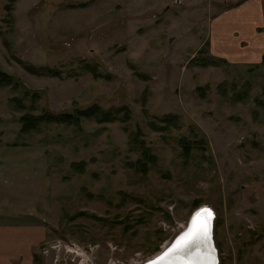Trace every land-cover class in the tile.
I'll return each mask as SVG.
<instances>
[{"label":"rangeland","instance_id":"obj_1","mask_svg":"<svg viewBox=\"0 0 264 264\" xmlns=\"http://www.w3.org/2000/svg\"><path fill=\"white\" fill-rule=\"evenodd\" d=\"M3 10L0 70L16 86H0V245L39 225L31 264H142L207 206L218 264H264V0ZM95 105L127 118L38 119Z\"/></svg>","mask_w":264,"mask_h":264},{"label":"trees","instance_id":"obj_2","mask_svg":"<svg viewBox=\"0 0 264 264\" xmlns=\"http://www.w3.org/2000/svg\"><path fill=\"white\" fill-rule=\"evenodd\" d=\"M15 0H10V3L5 4L4 8L6 10V14H8L11 17V13H12V3ZM6 19V18H5ZM223 61V60H220ZM210 63L218 65L217 60L213 59L210 57L209 60ZM20 63L22 64V66H24V68L26 70H28L29 72H32L36 75H48L50 74H58V70L52 67H46V66H40V67H36L31 63H28L27 61H23L20 60ZM209 63V64H210ZM16 81L15 79H13L11 77V75L7 74L6 72L0 70V86H16ZM115 110H121V111H125V114H127V109L126 106H121L118 107L116 109H108L105 110L103 108H101L99 105H95L91 108H86L83 110H79L75 113H62V114H46V116H40L38 117V119L40 120H44L46 118V121H52V122H56V123H62V122H68V123H75L76 125H78V123H80L81 118H85V117H92L91 115L94 116V119L98 122H110V121H114L117 119H123V117L127 118V116H123L122 118L120 116H118V113H114L117 112ZM23 121V126L22 129L23 131H29L33 128H36V122L34 123L33 121L31 122L30 119H27V117H23L22 119Z\"/></svg>","mask_w":264,"mask_h":264},{"label":"water","instance_id":"obj_3","mask_svg":"<svg viewBox=\"0 0 264 264\" xmlns=\"http://www.w3.org/2000/svg\"><path fill=\"white\" fill-rule=\"evenodd\" d=\"M201 218L197 219V220H193V223L191 225V230H193L194 226L196 223H198V221H200ZM204 220H206V222H204V229H199V227L195 228V236L192 238V240L189 242V239L193 236L192 232L189 233L188 235L184 236L183 238H181V240L177 243V246L180 251H183L185 245L186 248H188L189 253L191 254V256L195 255L197 257H191V264H193V262L195 263H201V264H218V257H217V249L216 246L213 242V220L211 217L207 218L204 217ZM206 224H208L207 226H205ZM177 239V238H176ZM176 239L172 240V243L170 245H173L176 241ZM186 248L184 249V258H186L188 256ZM193 248H198V252H195L193 250ZM175 254V253H173ZM172 254V255H173ZM176 256V255H173ZM186 256V257H185ZM171 257V256H170ZM168 259H162L163 260H168L169 262H179L178 259L183 258L181 256H176L174 260H171V258ZM180 257V258H179ZM183 258V259H184ZM153 264H159V262H152ZM187 264V262H186Z\"/></svg>","mask_w":264,"mask_h":264},{"label":"crops","instance_id":"obj_4","mask_svg":"<svg viewBox=\"0 0 264 264\" xmlns=\"http://www.w3.org/2000/svg\"><path fill=\"white\" fill-rule=\"evenodd\" d=\"M6 0H0V22L3 18V8ZM9 232L3 234V245H0V264H11L12 256L18 255L22 248L15 251V246L11 244L16 238L23 239V264H31L33 260V252L37 249L40 242L44 239V229L39 225L23 224V232ZM15 234H19L16 235ZM22 247V246H21Z\"/></svg>","mask_w":264,"mask_h":264},{"label":"bare ground","instance_id":"obj_5","mask_svg":"<svg viewBox=\"0 0 264 264\" xmlns=\"http://www.w3.org/2000/svg\"><path fill=\"white\" fill-rule=\"evenodd\" d=\"M204 217H207V218L211 217L212 220H213V217H214L213 210L211 208L207 207V206H203V207L197 209L192 214V216L190 218V221L188 222V224L185 227V229L182 232H180L179 235H177V237H176L177 239L175 238L176 239L175 243L173 245L169 244V246H167L165 249H163L160 253H158L152 259H150V260H148V261H146V262H144L142 264H153L152 262H155V261L159 262V264H186V262H187V264H191L190 263L191 262V257H197L196 254L191 256V254L188 251L189 247L186 248L187 245H185L184 249L186 248L188 256L187 257L185 256L186 258H184V252H183L184 249H183V251H180V249L178 247H176V246H177V243L181 240V238H183L184 236H186V235H188L189 233L192 232L193 236L189 239V242H190L192 240V238L196 234V232H195V228L196 227L197 228L199 227V229L200 228L204 229V222H206V220H204ZM199 218H201L200 221H198V223L195 224L193 230L190 231L191 230V225L193 223V220H197ZM207 225L208 224H206L205 226H207ZM193 250L195 252H198V248H193ZM173 253H175V254H173ZM172 254L176 255V256H181L184 259L179 257L180 259H178L179 260L178 263L176 261L175 262H169L168 260L167 261L166 260L161 261L162 259H168L170 256H171L170 257L171 260H174L176 256H173ZM193 264H201V263L193 262Z\"/></svg>","mask_w":264,"mask_h":264}]
</instances>
